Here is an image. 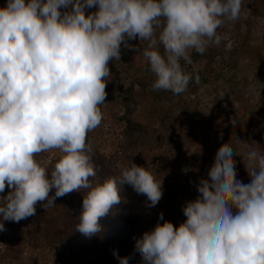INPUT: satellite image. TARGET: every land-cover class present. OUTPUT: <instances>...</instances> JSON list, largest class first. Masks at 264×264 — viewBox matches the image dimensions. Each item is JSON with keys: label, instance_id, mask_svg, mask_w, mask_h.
<instances>
[{"label": "clouds", "instance_id": "9594fccd", "mask_svg": "<svg viewBox=\"0 0 264 264\" xmlns=\"http://www.w3.org/2000/svg\"><path fill=\"white\" fill-rule=\"evenodd\" d=\"M244 0H7L0 7V232L46 210L72 192L83 195L76 232L106 234L129 185L155 207L162 184L134 162L95 181L93 145L107 101L110 62L121 48L142 54L155 91L183 94L193 80L181 61L219 45L217 29L240 19ZM95 9V11H89ZM148 41L140 49L129 41ZM163 49L161 51L160 49ZM195 83H200L198 74ZM61 155L49 168L41 153ZM233 144L218 149L198 195L186 201L177 227L160 213L152 230L134 238L141 264H264V153L242 158L249 182L238 178ZM95 181V182H94ZM54 191V194L53 193ZM163 221V222H161ZM119 264L131 256L113 250Z\"/></svg>", "mask_w": 264, "mask_h": 264}, {"label": "trees", "instance_id": "16d2710c", "mask_svg": "<svg viewBox=\"0 0 264 264\" xmlns=\"http://www.w3.org/2000/svg\"><path fill=\"white\" fill-rule=\"evenodd\" d=\"M6 2L7 0H0V7L5 6ZM249 5L248 10L255 7L253 13L264 17V0H254ZM235 25L237 24L235 23ZM241 41L240 49L236 53H240L243 44L246 46V43H248L249 58L256 60V54L264 51V35L257 47L253 40H246L245 36L241 38ZM129 43L137 45L140 49L148 45V41H139L138 38L129 41ZM160 50L163 51L162 47ZM245 53L241 52V57L238 59L243 60ZM190 55L193 65H188V67L192 71L195 70V67H201L203 62L205 64L207 62L204 54L200 55L192 51ZM238 59L234 57L230 59V54L225 55V53L222 56L218 54L212 59L213 66L225 61L231 68L229 78L226 81L231 98L229 101L226 99L225 107H222V101L217 98L218 95L212 99L209 97L208 102L202 104L200 96L205 90L201 86L209 83L206 78L196 84L193 76L188 90L179 95H174L171 91L153 90L152 84L156 77L149 70L143 55L122 46L121 59L113 60L109 64L111 73L106 81L107 101L100 106L104 115L101 124L108 126L110 142L108 154L93 151V162L97 167L95 181H103L110 176L118 175L123 168L134 162L146 167L154 175L157 182L162 184L163 193H169L166 199L170 201L181 185L179 182V163L186 157L189 166L188 177L194 181L196 186L199 179L203 177L207 165L214 162L215 156L213 157L206 145L210 132L215 131V133L220 134L223 143H232L234 147L238 134H246L247 131L245 126L236 131L229 124L234 104L238 102L243 106L244 103L243 93L238 90V87L247 84V77L238 72L239 66L236 68L237 63L239 64ZM123 64L127 69L134 71L136 75L132 76L125 88L122 89L118 85V80L122 74ZM259 64L256 63V72H259L263 67L262 64ZM224 65L225 63L222 64L223 67ZM209 74L212 81L218 77L212 70ZM164 100L168 103L163 106ZM193 104L196 107L204 106L206 114L199 122L190 120L187 116L189 108ZM99 132L98 129L88 133V141L91 144L95 142ZM243 141L257 151L264 153L262 152L264 133L261 130L247 134ZM44 155L45 153H41L37 156V160H43ZM127 186L129 187V185L124 187ZM129 188V195H124L123 188L122 202L132 197H138L139 200L145 197L134 191L131 186ZM0 195H7V190ZM67 196L56 200L54 207H59V215L55 218L56 220L53 218L52 221L43 222L42 214L40 210H37L35 216L21 220L19 223L5 222L6 230L0 232V245L4 246V250H0V259L9 261L11 264H25V261L19 256L23 248H20L22 241L16 235V231L18 228H24L33 222H35V226L29 230L32 241L34 244L43 245L52 264H74L76 259L81 258L80 255L75 258V252L72 248L78 246L83 253L90 249L87 246V238L76 232V224L82 206L71 205L69 203L71 196ZM146 203H148L147 200ZM107 239L109 238L106 237V234H101L97 238L99 242L96 244L99 245L93 246L86 257L91 261V264H119L113 255V250H118L121 257L131 256L132 259L131 252H134V246L130 247L132 235L123 237L120 242L112 237L113 244L107 243ZM33 255L34 257L31 256L27 264H35L36 252Z\"/></svg>", "mask_w": 264, "mask_h": 264}, {"label": "rangeland", "instance_id": "374dc122", "mask_svg": "<svg viewBox=\"0 0 264 264\" xmlns=\"http://www.w3.org/2000/svg\"><path fill=\"white\" fill-rule=\"evenodd\" d=\"M253 1L254 0H244L240 19L234 22H225L221 27L217 29V33L222 37V39L219 45H210L206 50V53H204L207 58L206 64L203 62L201 67H195V70L192 71L191 69H189L188 65L184 64V62L181 61L182 67L184 68L185 72L193 73L194 77L196 74H198L200 76V81L206 78L209 82L207 85L202 84L201 86V88L205 90L203 92V94H205H201L200 96L202 104L208 102L209 97L210 99H212L216 97L215 95H218L217 98L222 101L221 106L225 107L224 103L226 99L229 101L231 98L227 87L228 84H226V81L230 75L231 68L225 61H222L219 64H215L213 66L212 59L215 58L218 54L222 56V54L224 53L225 55L230 54V59L233 57L238 59V57H241V52H246L244 55V59H238L239 64L237 63L236 65V68L237 66H239L238 72L243 73V76L247 77V84L238 87V90L243 93L244 103L243 106L238 102L235 103L234 109L232 110L229 118V124L234 130L239 131L243 126H245L247 130L246 134H238L235 141V146L233 147L238 154V156H234V159L236 163L240 164H238L237 167V171L239 173L238 178L245 183L249 182V177L247 172L245 171L242 158L239 156H243L247 151L251 150L252 147L246 144L243 140H245L247 134L255 133L260 130L264 133V51L256 54V60H254V58H249V49L247 48L248 43H246V46L243 44V49L241 50V52L236 53V51H239L240 49V43L242 42L241 38H244V36L246 40H253L254 45L257 47L260 44L261 37L264 35V17L253 13L255 7H251V9L249 10L247 9L250 8L248 6H250V2ZM89 11H95V9H91ZM235 23L237 25H235ZM249 59L251 61H248ZM223 63H225L224 67L222 66ZM256 63H260L263 66L259 72L255 71L257 70ZM121 70L122 74L119 77L118 85L123 89L128 84L130 78L132 76H135L136 73L132 70L127 69L124 64L122 65ZM211 70L214 72V74L218 75L217 79H215L214 81L211 80V75L209 74ZM260 94L262 95L260 96ZM167 103L168 102L164 100L162 102V105L164 106ZM203 107V105L199 107H196L195 104L191 105L187 113L188 118L190 120L198 122L201 121L204 117V114H206ZM107 128V125L101 124L98 128L95 129L96 131L99 129L100 132L96 135L95 142L92 144L93 151L100 154L109 153L108 146L110 142V136ZM222 144H224L222 141V136L215 133V131H211L206 141V145L210 149L213 157L216 155L218 149ZM262 152H264V146ZM59 155H61V153H59L58 150H53L50 153H45V157L43 160L47 161L49 168H51ZM187 159L188 158L185 157L179 163V182L181 185L175 191V195L172 199H170V201L166 199L169 193H163L162 199L159 201V203L155 207H149L148 203H146V196L141 200H139L138 197H132L128 200L123 201L120 205L117 206L116 215L109 216L104 221H102V223H104L106 226V237L110 239L106 240L107 243L113 244L111 241L112 237L120 242L123 237L132 235L130 247H133L135 245L134 238L140 237L144 232L152 230L157 224L161 212H163L164 214V220L173 222L177 227L186 219V217L183 215L182 208L186 201L195 199L198 195L194 181L188 177L189 166ZM211 165L212 164L207 165V169L203 173V178L207 177V173ZM129 187H124V195L130 194ZM54 191L55 190H53L52 194H54ZM69 195L71 196L69 198V203L71 205L82 206V193L72 192L68 194V196ZM58 208L59 207L57 206H52L48 207L45 210L41 206V204L37 205V210H40L42 214L43 222H49L57 218L59 215ZM34 226L35 222H33L32 224L29 223L26 225V227L18 228V230L16 231V235L22 241L20 248H23V251L19 256L23 261H25V264H27L30 260V257H34L33 253L36 252L35 258L37 260L35 264H52L51 260L48 259L43 245H41L40 243L34 244V242L32 241L29 230H31ZM98 237H100V235L95 236L91 239L87 238V246L90 249L88 251H85L84 253L78 248V246H73L72 250L73 252H75V258L78 255H80L81 257L76 259L74 264H91V261L86 259V257L93 246L99 245L96 244L99 242L97 240ZM36 238L38 239L37 235ZM3 248L4 246L2 247L0 245L1 251L4 250ZM131 254L132 259L130 260V264H141L140 255L138 253L134 254V252H131ZM0 264H11V262L0 259Z\"/></svg>", "mask_w": 264, "mask_h": 264}]
</instances>
